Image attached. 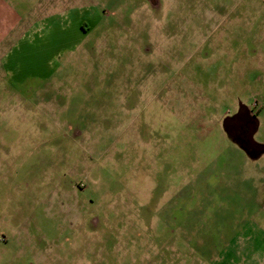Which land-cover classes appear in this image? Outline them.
Returning a JSON list of instances; mask_svg holds the SVG:
<instances>
[{"label": "rangeland", "instance_id": "rangeland-1", "mask_svg": "<svg viewBox=\"0 0 264 264\" xmlns=\"http://www.w3.org/2000/svg\"><path fill=\"white\" fill-rule=\"evenodd\" d=\"M0 264H264V0H0Z\"/></svg>", "mask_w": 264, "mask_h": 264}]
</instances>
